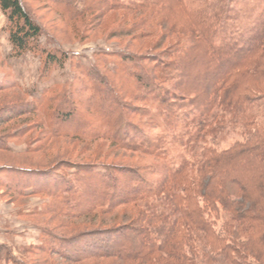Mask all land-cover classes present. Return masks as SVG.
Segmentation results:
<instances>
[{"label":"trees","instance_id":"16d2710c","mask_svg":"<svg viewBox=\"0 0 264 264\" xmlns=\"http://www.w3.org/2000/svg\"><path fill=\"white\" fill-rule=\"evenodd\" d=\"M90 1L98 14L124 13L112 37H155L152 48L166 46V52L143 59L127 55L121 58L124 68L112 72V83L97 78L115 113L122 101L142 107L134 124L114 129L94 109L78 138L110 142L152 161L140 168L93 162L80 172L76 163H63L85 181L84 199L66 201L61 216L72 222L121 211V224L85 231L56 264H264V24L248 49L229 54L218 40L234 0L205 9H190L186 0ZM0 12L13 57L31 53L47 69L64 66L65 55L41 48L44 30L21 0H0ZM61 15L72 22L83 13ZM74 102L71 94L65 101L75 110ZM97 124L111 134L100 127L88 133ZM230 135L237 137L232 145L215 147ZM50 172L32 173L29 182L54 187ZM92 188L93 195L87 194ZM89 246L96 250L86 253Z\"/></svg>","mask_w":264,"mask_h":264},{"label":"rangeland","instance_id":"374dc122","mask_svg":"<svg viewBox=\"0 0 264 264\" xmlns=\"http://www.w3.org/2000/svg\"><path fill=\"white\" fill-rule=\"evenodd\" d=\"M21 1L44 30L41 48L58 56L65 55L67 61L62 67L47 69L40 55L27 53L13 57L5 29L6 18L0 12V264H56L62 254L70 251L71 241L85 231L108 230L121 224V211L72 222L61 216L66 201L84 199L80 186L85 177L65 164L76 163L80 172L93 162L140 168L152 161L150 157L118 150L110 142L91 143L78 138L77 133L86 132L83 122L91 118L94 109L100 108L114 122L110 124L114 129L123 123L134 124L136 111L142 107L122 101L123 107L115 113V108L108 107L111 103L106 98L107 92L97 78L104 77L112 83V72L123 67L122 57L130 54L142 59L156 57L166 52V46L153 49L155 37L137 41L112 37L124 20V13L98 14V7L90 0ZM211 3L218 4L217 0H186L190 9H205ZM228 9L231 19L224 26L218 44L226 53L237 54L248 49L247 44L261 35L264 0H234ZM63 10L83 15L68 22L66 16H60ZM132 17L128 20L130 24L135 21V16ZM122 79L126 81L125 77ZM70 94L76 102L75 110L71 103H65ZM100 105L108 108L102 109ZM98 127L104 129L97 124L95 129L87 131L93 136ZM101 131L111 134L106 129ZM119 131L122 133V128ZM235 140L236 135H230L227 141L212 144L224 149ZM54 165L57 166L53 169ZM50 169L56 186L29 182L35 176L32 173ZM25 191L28 193H20ZM94 191L92 188L86 193L93 195ZM94 250L95 247L89 246L85 252ZM82 252L83 248L78 253Z\"/></svg>","mask_w":264,"mask_h":264}]
</instances>
